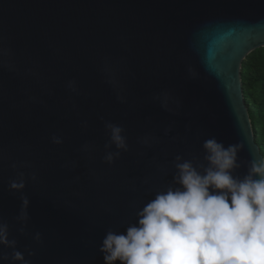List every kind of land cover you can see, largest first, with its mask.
<instances>
[{
	"label": "water",
	"instance_id": "obj_1",
	"mask_svg": "<svg viewBox=\"0 0 264 264\" xmlns=\"http://www.w3.org/2000/svg\"><path fill=\"white\" fill-rule=\"evenodd\" d=\"M260 47L264 0H0V264H104L106 233L179 187L177 156L203 174L208 139L242 145L243 179L263 158L240 76Z\"/></svg>",
	"mask_w": 264,
	"mask_h": 264
},
{
	"label": "clouds",
	"instance_id": "obj_2",
	"mask_svg": "<svg viewBox=\"0 0 264 264\" xmlns=\"http://www.w3.org/2000/svg\"><path fill=\"white\" fill-rule=\"evenodd\" d=\"M105 127L110 144L127 150L123 129ZM202 147L207 163L203 174L177 156L172 183L179 187L157 193L137 212V223L129 225L126 234L106 233L99 248L104 264H264V158L250 161L247 175L238 179L232 172L240 167L236 161L242 145L225 148L211 138ZM118 155L108 153L105 160L110 163ZM24 186L14 180L9 190L22 191ZM28 205L22 196L18 219H28ZM35 239H40L39 233ZM0 245L16 246L4 223ZM12 259L23 261L24 256L14 251Z\"/></svg>",
	"mask_w": 264,
	"mask_h": 264
},
{
	"label": "trees",
	"instance_id": "obj_3",
	"mask_svg": "<svg viewBox=\"0 0 264 264\" xmlns=\"http://www.w3.org/2000/svg\"><path fill=\"white\" fill-rule=\"evenodd\" d=\"M240 76L254 141L264 158V47L247 55L242 63Z\"/></svg>",
	"mask_w": 264,
	"mask_h": 264
}]
</instances>
